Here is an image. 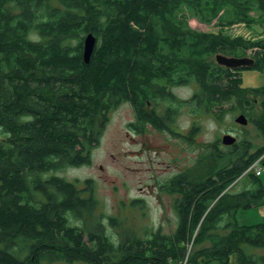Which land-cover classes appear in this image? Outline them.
Masks as SVG:
<instances>
[{
    "label": "trees",
    "instance_id": "1",
    "mask_svg": "<svg viewBox=\"0 0 264 264\" xmlns=\"http://www.w3.org/2000/svg\"><path fill=\"white\" fill-rule=\"evenodd\" d=\"M257 12L264 16V0H0V264H175L190 243L189 264H264V223L237 221L239 211L264 206V185L250 173L246 188L232 190L264 144L254 153L250 144H235L223 156L213 144L200 171L160 184L178 218L170 234L162 227L141 236L109 233L106 221L121 222L95 215L101 201L93 180L58 174L91 164L121 103L135 109L136 131L149 123L166 128L164 119L176 113L171 89L187 85L196 86L188 141L205 116L220 122L235 112L250 118L264 142V87L244 88L240 74L264 72V40L190 26L191 19L221 29L252 24ZM90 33L96 44L86 63ZM252 51L251 67L215 62L217 54L243 58ZM159 99L169 104L159 116L163 125ZM131 204L143 209L142 200Z\"/></svg>",
    "mask_w": 264,
    "mask_h": 264
},
{
    "label": "rangeland",
    "instance_id": "2",
    "mask_svg": "<svg viewBox=\"0 0 264 264\" xmlns=\"http://www.w3.org/2000/svg\"><path fill=\"white\" fill-rule=\"evenodd\" d=\"M251 15L254 19L252 24L241 23L221 29L216 24L206 25L191 19L190 26L201 32L223 31L234 37L264 40V16L259 17L258 12ZM251 53L253 51L249 52L247 57L252 56ZM240 74L244 88L264 87V72L244 70ZM195 90L196 86L187 85L184 88L176 87L174 92L179 98L187 99ZM255 102V115L260 116L261 108L257 104L258 100ZM180 110L174 128L178 132H185L193 118L187 114L190 110L189 106ZM238 116V113L226 112L220 122L207 116L202 120L196 118L201 123V129L191 142L169 130L153 127H147L144 132L137 133L131 127V123L135 121L133 106L128 102L121 103L108 116L109 120L99 145L92 152L91 164L85 167H70L58 174L72 182L83 183L86 180H93L92 182L96 184L97 197L101 201V206L96 209L95 215L101 213L105 217H116L121 222L120 226L112 227L106 221L109 233H124L127 229H132L141 236L146 228L155 230L162 227L164 233L170 234L177 229L178 218L173 208L172 196L160 191V184H165L183 173L190 175L200 171L199 166H202L200 160L210 155L213 144H216L221 156L231 152L232 146L222 143V138L227 134L238 138L239 143L236 144L243 150L244 146L250 144L249 150L252 153L264 144L254 124H237L235 119ZM241 149L237 154L220 159V162L216 163L217 168L220 169L236 160L241 155ZM204 162H207V159ZM260 180L264 185V170ZM249 183V176L241 175L233 184L232 190L234 193L240 192ZM133 200H142L143 209L138 206L134 208L131 204ZM89 219L91 218L87 217L90 223ZM237 221L239 225H256L264 223V216L259 208L241 210L237 213ZM193 250V245L190 243L186 246L185 255Z\"/></svg>",
    "mask_w": 264,
    "mask_h": 264
},
{
    "label": "water",
    "instance_id": "3",
    "mask_svg": "<svg viewBox=\"0 0 264 264\" xmlns=\"http://www.w3.org/2000/svg\"><path fill=\"white\" fill-rule=\"evenodd\" d=\"M96 38L93 36V34H88L84 38V60L86 63L89 62L91 55L93 54V50L96 44ZM217 64L230 68V69H238L243 67H251L255 65V60H253L251 57H243V58H236V57H228L223 54H217L215 57ZM237 124L240 125H247L248 124V118L241 114L235 119ZM222 143L227 146H233L237 143V139L227 134L222 138Z\"/></svg>",
    "mask_w": 264,
    "mask_h": 264
},
{
    "label": "flooded vegetation",
    "instance_id": "4",
    "mask_svg": "<svg viewBox=\"0 0 264 264\" xmlns=\"http://www.w3.org/2000/svg\"><path fill=\"white\" fill-rule=\"evenodd\" d=\"M255 65H256V60H255ZM181 87H183V86H181ZM181 87H179V88H181ZM184 88V87H183ZM174 89L175 88H172L171 89V92H170V94L172 93V95H174V97H175V99L177 100H174V101H176L175 102V104L174 103H172V104H174V108H176V109H173V110H175L176 111V113H172V116L170 117V119L168 118H165V116L163 115L164 114V112H165V110H166V107H167V105H169L168 104V102H167V100L166 99H159V102L161 103L158 107H157V113H156V115L159 117H162V119H164V124L166 125V128H168V129H166V128H163V130H169V131H171V132H173V133H175V134H178V135H180L181 137H183L185 140H187L188 141V137H189V133H190V130H191V123H190V125L188 126V129H187V131L185 130V132H181V131H176L175 130V128H174V126H175V121H176V118L180 115V112H181V110H180V108H185L186 106H189V108H190V110H189V112L187 113V114H189L190 116H191V101L190 100H192V97H193V95H194V93L196 92V90L193 92V95H191L189 98H187V99H183V98H179L177 95H176V93L174 92ZM169 107V106H168ZM202 107H203V109H205V104L203 103V105H202ZM151 108H153V104L151 105ZM148 110L150 111V107L148 108ZM133 111H134V116H135V121H136V111H135V109L133 108ZM242 113H238V115H241ZM246 116V115H245ZM160 117H159V124L161 123L160 122ZM247 117V116H246ZM248 118V123H249V121H250V118L249 117H247ZM134 121V122H135ZM198 121V119H196V120H194V122H197ZM160 125H163V124H160ZM147 127H153L154 128V126H152V124L151 123H149L147 126H146V129H147ZM141 128V127H140ZM140 128H138L139 129V131H136L137 133H142V132H144L145 130H141ZM237 139V143H239V140H238V138H236ZM170 195V194H169ZM172 199H173V197H172Z\"/></svg>",
    "mask_w": 264,
    "mask_h": 264
},
{
    "label": "built area",
    "instance_id": "5",
    "mask_svg": "<svg viewBox=\"0 0 264 264\" xmlns=\"http://www.w3.org/2000/svg\"><path fill=\"white\" fill-rule=\"evenodd\" d=\"M264 154L260 156L256 161H253L252 164L249 166V168L243 173V175H248L250 173H253L256 177H260L264 168ZM189 253L186 254L184 260L179 264H189Z\"/></svg>",
    "mask_w": 264,
    "mask_h": 264
},
{
    "label": "crops",
    "instance_id": "6",
    "mask_svg": "<svg viewBox=\"0 0 264 264\" xmlns=\"http://www.w3.org/2000/svg\"><path fill=\"white\" fill-rule=\"evenodd\" d=\"M260 209V212L262 213V215L264 216V206L258 207Z\"/></svg>",
    "mask_w": 264,
    "mask_h": 264
}]
</instances>
